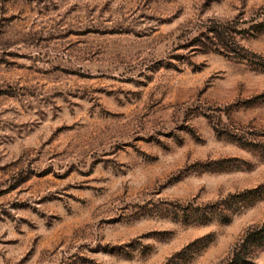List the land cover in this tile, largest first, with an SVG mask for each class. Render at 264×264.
<instances>
[{
	"label": "rangeland",
	"instance_id": "374dc122",
	"mask_svg": "<svg viewBox=\"0 0 264 264\" xmlns=\"http://www.w3.org/2000/svg\"><path fill=\"white\" fill-rule=\"evenodd\" d=\"M261 224L264 0H0V264H229Z\"/></svg>",
	"mask_w": 264,
	"mask_h": 264
},
{
	"label": "trees",
	"instance_id": "16d2710c",
	"mask_svg": "<svg viewBox=\"0 0 264 264\" xmlns=\"http://www.w3.org/2000/svg\"><path fill=\"white\" fill-rule=\"evenodd\" d=\"M264 224H261L260 227L255 225L254 228L247 230L234 244L232 250L229 253V258L227 263L229 264H240V262H244L243 260L247 259L248 255L247 252L243 251V247L247 246V241L250 236L254 235L255 233L260 232L261 228Z\"/></svg>",
	"mask_w": 264,
	"mask_h": 264
}]
</instances>
